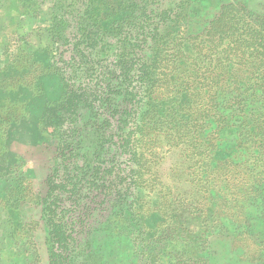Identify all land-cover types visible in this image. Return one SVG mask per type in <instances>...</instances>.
<instances>
[{
    "label": "rangeland",
    "instance_id": "rangeland-1",
    "mask_svg": "<svg viewBox=\"0 0 264 264\" xmlns=\"http://www.w3.org/2000/svg\"><path fill=\"white\" fill-rule=\"evenodd\" d=\"M0 264H264V0H0Z\"/></svg>",
    "mask_w": 264,
    "mask_h": 264
},
{
    "label": "trees",
    "instance_id": "trees-1",
    "mask_svg": "<svg viewBox=\"0 0 264 264\" xmlns=\"http://www.w3.org/2000/svg\"><path fill=\"white\" fill-rule=\"evenodd\" d=\"M96 31L99 32L98 29H96ZM91 33H92V31H91V30H88V31H86L85 35L89 38V35H90ZM93 39H94V38H92V40H93ZM82 43L84 44V46L87 44L86 41H83ZM136 46H137V44H136V43H133L131 47H132L133 49H135Z\"/></svg>",
    "mask_w": 264,
    "mask_h": 264
}]
</instances>
